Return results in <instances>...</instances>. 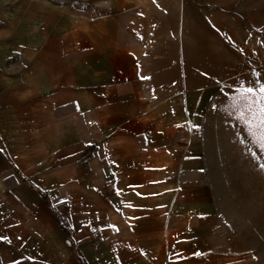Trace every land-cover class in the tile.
Instances as JSON below:
<instances>
[{
  "label": "crops",
  "instance_id": "1",
  "mask_svg": "<svg viewBox=\"0 0 264 264\" xmlns=\"http://www.w3.org/2000/svg\"><path fill=\"white\" fill-rule=\"evenodd\" d=\"M194 6L0 0V264H256L226 219L225 96L190 86Z\"/></svg>",
  "mask_w": 264,
  "mask_h": 264
},
{
  "label": "rangeland",
  "instance_id": "2",
  "mask_svg": "<svg viewBox=\"0 0 264 264\" xmlns=\"http://www.w3.org/2000/svg\"><path fill=\"white\" fill-rule=\"evenodd\" d=\"M193 48L188 50L191 87L219 86L225 96L217 118L229 213L226 219L242 237L240 248L264 264V0H203L196 3ZM196 13H206L201 20ZM192 59V61H191ZM253 88L252 94L244 90ZM223 131V130H222Z\"/></svg>",
  "mask_w": 264,
  "mask_h": 264
},
{
  "label": "snow or ice",
  "instance_id": "3",
  "mask_svg": "<svg viewBox=\"0 0 264 264\" xmlns=\"http://www.w3.org/2000/svg\"><path fill=\"white\" fill-rule=\"evenodd\" d=\"M246 93L248 94H252L254 92L253 88L249 87L247 89L244 90ZM260 93L262 94L261 96V108H260V112H261V124L264 125V86H262L259 89ZM261 167H264V165H262Z\"/></svg>",
  "mask_w": 264,
  "mask_h": 264
}]
</instances>
